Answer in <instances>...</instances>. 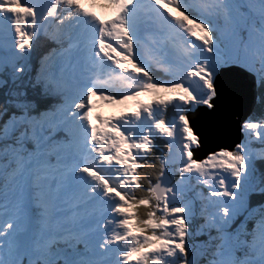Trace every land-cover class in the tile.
<instances>
[{
	"label": "snow or ice",
	"instance_id": "snow-or-ice-1",
	"mask_svg": "<svg viewBox=\"0 0 264 264\" xmlns=\"http://www.w3.org/2000/svg\"><path fill=\"white\" fill-rule=\"evenodd\" d=\"M244 81L264 91V0H0V264H264V114L203 159L188 119ZM161 89L92 123L94 97Z\"/></svg>",
	"mask_w": 264,
	"mask_h": 264
},
{
	"label": "water",
	"instance_id": "water-1",
	"mask_svg": "<svg viewBox=\"0 0 264 264\" xmlns=\"http://www.w3.org/2000/svg\"><path fill=\"white\" fill-rule=\"evenodd\" d=\"M241 88L229 112L220 118L206 115L207 109L189 112L188 119L194 133L199 136L200 147L193 149L194 158L203 159L209 152L220 149L231 150L243 137L241 122L252 114L257 103V87L251 81L242 82Z\"/></svg>",
	"mask_w": 264,
	"mask_h": 264
},
{
	"label": "rangeland",
	"instance_id": "rangeland-1",
	"mask_svg": "<svg viewBox=\"0 0 264 264\" xmlns=\"http://www.w3.org/2000/svg\"><path fill=\"white\" fill-rule=\"evenodd\" d=\"M30 2H32V0H30ZM91 10L95 11L97 13V15L100 16L101 19L107 20V19L111 18L110 10L105 8L103 5H97L95 8H92ZM173 15H176V13L173 12ZM115 58L119 59L118 56H116ZM128 67L131 68V65H128ZM169 95L170 94L166 92V94L163 96L154 97V93L150 92L146 96L141 95L139 97H141V98L143 97L145 99V101L148 102V104H150L151 102H153L156 99L167 100L169 98ZM130 101H131V105L128 107V106H124L121 104H107L104 101H101L98 98L94 97L93 98L94 108H93V113H92V123L96 124V120L94 119V117H96V116H99L102 121H106V120H109V119H112L115 117H119L123 114H130L131 112L136 110L137 105H140L137 102L138 98H136L135 100H130ZM143 104H146V103H143ZM166 113H165V118L170 120L172 116L166 115ZM97 126H98V128H101L102 131H107V129L102 128L100 125H97ZM157 137H158L157 144L160 147L158 149L161 152V154H163L162 158H167L169 148H168L167 143H166L167 146L164 144V142H166L167 138L161 137V136H159V134H157ZM159 137H161L164 140L159 139ZM163 146L167 147V149L162 150ZM197 186L199 188H196V190L193 192V194L199 193V189L201 187H200V185H197ZM205 192H206V189H205Z\"/></svg>",
	"mask_w": 264,
	"mask_h": 264
},
{
	"label": "trees",
	"instance_id": "trees-1",
	"mask_svg": "<svg viewBox=\"0 0 264 264\" xmlns=\"http://www.w3.org/2000/svg\"><path fill=\"white\" fill-rule=\"evenodd\" d=\"M29 1L28 0H25V3H28ZM45 41L42 39L41 42H40V46L38 48V50H42V48L45 46ZM159 94V93H158ZM262 114H264V91H262L261 89H259L257 87V103L253 109V112L252 114L250 115V117H256V118H259ZM166 115H170L173 117L174 115V110H170V111H167ZM171 117V118H172ZM249 117V118H250ZM164 144L167 146L166 142H164ZM158 148L159 145L157 144ZM167 149V147L163 146L162 147V150H165ZM157 156H159L160 158H162L163 154H161L160 151L157 152ZM257 166L258 167H264V163H261L260 161H257ZM159 168V165H155L154 168H149V169H146L147 173L152 176L154 178V176L157 174L156 173V169ZM178 178V177H177ZM202 188V186H200ZM196 188H199L198 186H196ZM201 188L199 189V193L198 194H193V192H190L189 195L191 197H193L194 199H197V202H199V194H201ZM204 192H205V189H204ZM139 195V193H138ZM253 204H255V200H253ZM202 222V221H201ZM203 240V237H199L197 242Z\"/></svg>",
	"mask_w": 264,
	"mask_h": 264
},
{
	"label": "bare ground",
	"instance_id": "bare-ground-1",
	"mask_svg": "<svg viewBox=\"0 0 264 264\" xmlns=\"http://www.w3.org/2000/svg\"><path fill=\"white\" fill-rule=\"evenodd\" d=\"M30 2V0H28ZM114 43V42H113ZM240 90H243L242 88H240Z\"/></svg>",
	"mask_w": 264,
	"mask_h": 264
}]
</instances>
